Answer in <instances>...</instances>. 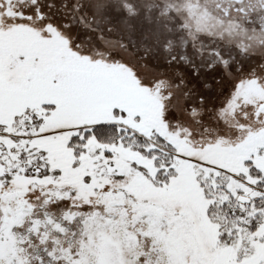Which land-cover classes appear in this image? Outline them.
<instances>
[{
  "label": "snow or ice",
  "instance_id": "6c2138e0",
  "mask_svg": "<svg viewBox=\"0 0 264 264\" xmlns=\"http://www.w3.org/2000/svg\"><path fill=\"white\" fill-rule=\"evenodd\" d=\"M0 264H264V0H0Z\"/></svg>",
  "mask_w": 264,
  "mask_h": 264
},
{
  "label": "rangeland",
  "instance_id": "374dc122",
  "mask_svg": "<svg viewBox=\"0 0 264 264\" xmlns=\"http://www.w3.org/2000/svg\"><path fill=\"white\" fill-rule=\"evenodd\" d=\"M153 2L149 1V0H145L144 1V5H145V8H147L148 5H151Z\"/></svg>",
  "mask_w": 264,
  "mask_h": 264
},
{
  "label": "flooded vegetation",
  "instance_id": "af4514ba",
  "mask_svg": "<svg viewBox=\"0 0 264 264\" xmlns=\"http://www.w3.org/2000/svg\"><path fill=\"white\" fill-rule=\"evenodd\" d=\"M144 1H145V0H144ZM149 1L154 2V0H149Z\"/></svg>",
  "mask_w": 264,
  "mask_h": 264
}]
</instances>
